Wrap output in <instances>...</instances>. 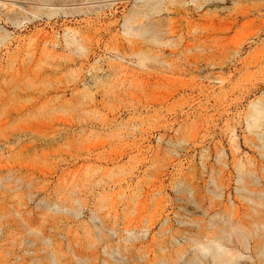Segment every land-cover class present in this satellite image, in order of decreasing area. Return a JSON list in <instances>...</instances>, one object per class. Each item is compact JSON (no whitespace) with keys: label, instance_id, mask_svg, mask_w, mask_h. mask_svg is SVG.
<instances>
[{"label":"rangeland","instance_id":"1","mask_svg":"<svg viewBox=\"0 0 264 264\" xmlns=\"http://www.w3.org/2000/svg\"><path fill=\"white\" fill-rule=\"evenodd\" d=\"M254 106L264 0H0V264H264Z\"/></svg>","mask_w":264,"mask_h":264},{"label":"bare ground","instance_id":"2","mask_svg":"<svg viewBox=\"0 0 264 264\" xmlns=\"http://www.w3.org/2000/svg\"><path fill=\"white\" fill-rule=\"evenodd\" d=\"M264 113V107L262 106H254V110L251 113V126L255 127L257 126V122L261 119V117L263 116ZM214 152H217L214 151ZM264 164H256L253 165L252 167V171H249L250 174L255 173L257 174L258 178L260 180L264 179ZM229 174L232 173V171L228 172ZM249 177L248 173L243 172L242 173V178L243 179H247ZM244 185L242 186V189L245 190L247 193L251 194V193H256L257 192H262V190L260 191V189H254L252 188V185H255L254 182H252L251 184H247L248 181L244 180ZM215 185L218 188L221 189H226L228 184H225L222 179H218L215 180ZM229 189L226 190H222L224 192L228 191ZM212 207V206H211ZM223 215L225 216L219 223H229V228L227 229H219V231L217 233H213L211 232L210 234H208L207 232H203V236L201 237H190L191 241L193 243H196L197 245H199V247L201 248V250L203 251H207L210 252L212 260L214 263L217 264H235L234 261L231 260V258L227 257L225 254L227 253L226 249L224 248V243L225 242H234L232 239H229V235L231 233H234L235 231L230 230V229H234L235 227H232L233 225L231 223L234 222V225L237 226V223H245L242 219H240L239 217H232L231 218L228 217V215L226 214V211L223 212ZM238 236H242L243 237V232H237ZM231 249L229 248L228 251H230ZM202 261H209V258L206 257L203 254V258Z\"/></svg>","mask_w":264,"mask_h":264}]
</instances>
